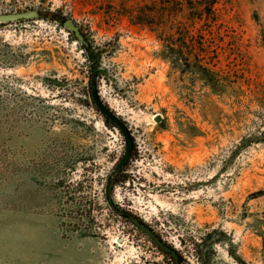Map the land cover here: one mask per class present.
Masks as SVG:
<instances>
[{
  "label": "rangeland",
  "instance_id": "rangeland-1",
  "mask_svg": "<svg viewBox=\"0 0 264 264\" xmlns=\"http://www.w3.org/2000/svg\"><path fill=\"white\" fill-rule=\"evenodd\" d=\"M119 4L0 0V14H40L0 24V264H171L116 208L181 264H264V0H219L196 26L215 91L172 70ZM97 63L133 142L122 185L108 178L124 138L88 95Z\"/></svg>",
  "mask_w": 264,
  "mask_h": 264
},
{
  "label": "trees",
  "instance_id": "trees-1",
  "mask_svg": "<svg viewBox=\"0 0 264 264\" xmlns=\"http://www.w3.org/2000/svg\"><path fill=\"white\" fill-rule=\"evenodd\" d=\"M125 4H119L118 12L128 18L131 24L148 29L161 43L159 57L168 62L172 70H179L197 77L204 85L215 91L219 87L216 79L217 71L208 59L210 48L206 46V35L200 27L213 21L215 17V5L219 0H122ZM127 2L130 5H127ZM64 21V19H61ZM86 45L80 46L87 53L86 57L91 62L96 57L91 52L92 46L84 38ZM102 76L100 66L90 67L88 90L97 87V80ZM89 98L90 92H88ZM93 106V103H92ZM96 110V108L93 106ZM103 123L107 127L114 126L102 116ZM264 135V134H263ZM264 142V138H263ZM124 167L118 164L113 168L112 175L108 178V184L114 186L123 184L127 180ZM123 218L131 216L116 208ZM158 251L165 258L172 259L168 254ZM181 264V261H180Z\"/></svg>",
  "mask_w": 264,
  "mask_h": 264
},
{
  "label": "water",
  "instance_id": "water-1",
  "mask_svg": "<svg viewBox=\"0 0 264 264\" xmlns=\"http://www.w3.org/2000/svg\"><path fill=\"white\" fill-rule=\"evenodd\" d=\"M37 18H40V14L36 10L6 13L0 14V24ZM46 18L51 19L52 15L49 14L48 16H46ZM62 25L68 32L74 35L76 41H78L81 45H86L84 37L81 34L79 28L71 20H65ZM91 100L96 110L104 118H106L124 138L125 152L118 165L119 167H122L129 160L130 151L132 149L133 142L130 137L129 131L124 122L103 103L96 87H93L91 89ZM155 121L160 122V118L156 117ZM130 220L132 225L137 228L142 234H144L157 249L170 256L173 264H180L179 256L173 248L164 243L148 226H146L144 223H141L138 219L131 217Z\"/></svg>",
  "mask_w": 264,
  "mask_h": 264
}]
</instances>
